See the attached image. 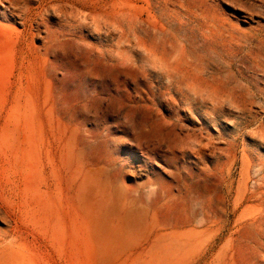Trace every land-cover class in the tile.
Wrapping results in <instances>:
<instances>
[{"label":"rangeland","instance_id":"374dc122","mask_svg":"<svg viewBox=\"0 0 264 264\" xmlns=\"http://www.w3.org/2000/svg\"><path fill=\"white\" fill-rule=\"evenodd\" d=\"M97 2L0 0V264H264V0Z\"/></svg>","mask_w":264,"mask_h":264},{"label":"bare ground","instance_id":"6f19581e","mask_svg":"<svg viewBox=\"0 0 264 264\" xmlns=\"http://www.w3.org/2000/svg\"><path fill=\"white\" fill-rule=\"evenodd\" d=\"M52 1H54V2H58L59 0H52ZM64 1H66V0H64ZM76 1H79L80 3H81V7H82V9H86V7H87V4H89L88 3V1L89 0H76ZM94 2H97V0H93ZM100 0H98V2H99ZM97 2V3H98ZM93 4V3H92Z\"/></svg>","mask_w":264,"mask_h":264}]
</instances>
